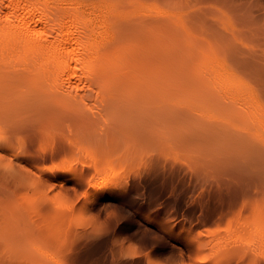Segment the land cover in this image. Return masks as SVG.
I'll return each mask as SVG.
<instances>
[{
    "label": "rangeland",
    "instance_id": "1",
    "mask_svg": "<svg viewBox=\"0 0 264 264\" xmlns=\"http://www.w3.org/2000/svg\"><path fill=\"white\" fill-rule=\"evenodd\" d=\"M85 1L117 89L51 110L0 77V264H264V0Z\"/></svg>",
    "mask_w": 264,
    "mask_h": 264
},
{
    "label": "bare ground",
    "instance_id": "2",
    "mask_svg": "<svg viewBox=\"0 0 264 264\" xmlns=\"http://www.w3.org/2000/svg\"><path fill=\"white\" fill-rule=\"evenodd\" d=\"M111 11L85 0H0V77L9 84L35 82L37 89L24 98L35 101L43 96L42 105L51 110L59 99L87 94L78 90L80 86L98 94L113 93L117 88L108 81L120 73L112 67L116 43L109 38L106 18ZM208 64L210 78L234 99L252 93L222 59L212 57ZM10 90L13 87L0 92ZM249 110L248 123L264 130V107L251 102ZM10 141L0 134V148Z\"/></svg>",
    "mask_w": 264,
    "mask_h": 264
}]
</instances>
